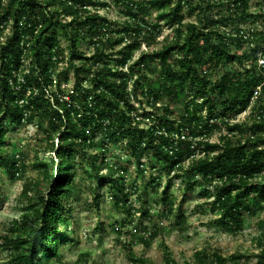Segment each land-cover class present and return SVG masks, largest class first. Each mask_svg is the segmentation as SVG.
<instances>
[{
    "label": "trees",
    "instance_id": "obj_1",
    "mask_svg": "<svg viewBox=\"0 0 264 264\" xmlns=\"http://www.w3.org/2000/svg\"><path fill=\"white\" fill-rule=\"evenodd\" d=\"M109 1L0 0V36L5 35L0 41V137L3 119L12 125L47 121L49 150L59 161L55 176L42 166L45 181L38 179L23 191L24 197L33 191L42 204L22 217L20 231L0 235L11 264L58 263L60 249L71 237L62 227L70 223V193L76 190L68 189L75 176L74 151L98 148L99 135L124 143L138 162L153 151L170 175L188 178L187 191L204 187V195L213 199L211 209L219 212L222 227L231 234L244 230L245 215L264 211V67L259 64L264 30L257 28L264 13L253 14L251 0H114L123 6L126 18L122 29L113 31L108 30L110 20L97 10L108 8ZM258 7L262 11L264 4ZM186 9L195 13V22H184ZM155 11L160 20L175 26V38L135 59L142 43L161 29L147 21ZM246 25L252 28L246 31ZM60 32L68 43L67 56L56 40ZM85 39L94 47L90 56L79 48ZM124 44L116 57L106 52ZM244 44L254 46L245 55L233 51ZM66 58L75 77L69 95L58 80L69 82L67 68L57 72ZM151 61L160 66L157 86L146 75ZM235 64L237 70L228 69ZM186 92L193 93L190 99L182 97ZM133 100L140 108L146 101L154 112H141ZM248 109L254 115L251 123L232 122ZM146 120L152 124L141 126ZM216 132L218 142L212 143ZM187 159L191 161L186 167ZM97 160L92 157V166L103 178ZM2 169L12 179L23 174L19 158L7 154L0 140ZM115 173L110 168L111 191L122 195L114 194L115 207L128 218L141 213L150 219V211L130 206L127 188L118 184ZM161 185L154 178L149 186L157 194ZM171 198L164 194L167 209L162 215L184 225L186 216L175 214ZM147 234L138 239L149 247L159 233L155 229ZM164 255L165 264H178L165 244ZM243 259L238 254L225 258L219 252H200L195 264H241ZM133 261L149 264L142 258ZM256 264H264V250Z\"/></svg>",
    "mask_w": 264,
    "mask_h": 264
},
{
    "label": "rangeland",
    "instance_id": "obj_2",
    "mask_svg": "<svg viewBox=\"0 0 264 264\" xmlns=\"http://www.w3.org/2000/svg\"><path fill=\"white\" fill-rule=\"evenodd\" d=\"M176 1L178 0H174ZM109 3L108 8H97V10L110 20L108 30H121L126 18L121 14L123 6L116 4L114 0H110ZM250 4V11L253 14L264 13V8L261 11L258 7L259 4H264V0H251ZM69 20V17L65 18V22ZM147 21L151 25L160 24L161 29L154 39L150 37L149 41L145 40L142 43L135 54V59L142 53L151 54L161 49L165 43L175 38V26L160 20L157 11L148 17ZM195 21V13L186 9L184 22ZM260 24L257 28L264 30V21L261 27ZM250 28H252L250 25L244 27L246 31ZM4 36H0V41H4ZM119 36L121 35H115L114 38ZM145 38L148 36L145 35ZM56 40L61 43L67 56L68 43L64 32H60ZM124 46L125 44L115 49L108 47L106 52L116 57ZM253 46L248 44L238 48L234 46L233 51L245 55ZM79 48L86 56L94 52L89 39L80 42ZM171 60L173 61V58ZM28 63L26 61V65ZM150 65L151 68L146 73L147 79L155 82L157 86L160 83V66L157 61H151ZM64 68H67L69 82L66 84L64 79L58 80L61 84H65L64 87L69 95L72 92L75 77L73 69L69 68L67 58L59 65L57 72ZM238 68L239 64H235L228 69L237 70ZM192 95V92H186V96L182 95V97L190 99ZM133 103L140 108L141 105L137 101L133 100ZM143 109L154 112L146 101L139 110L142 112ZM253 116L252 110L248 109L232 122L251 123ZM2 123L1 147L7 154L19 158L23 166V174L16 179H12L5 170H0L2 199L0 201V235H5L14 229L20 231L18 227L20 228L23 224L22 217L33 213L34 209L42 204L33 191H28L25 197L22 195L26 186L32 187L34 182L44 178L42 166L47 167L49 175L55 176L59 161L55 160V155L49 150L51 142L46 138L47 121L37 119L32 124L12 125L6 118L2 120ZM151 124L146 120L141 126L146 127ZM222 133H227L225 127ZM218 138L219 133L216 132L211 136L210 142L216 143ZM56 142L55 145H57ZM96 143L98 148L87 151L75 148L74 151L72 172L75 176L68 189L76 188V190L70 193L68 209L70 223L62 227L63 231L70 232L71 237L70 241L61 247V256L57 264H140L133 261L135 258H142L149 264H165L164 244L178 264H185V262L195 264L197 253L200 252H207L210 255L219 252L225 258L238 254L244 256L241 264H256L257 256L264 250V211L255 216L245 215L244 230L236 235L231 234L222 227L219 212L211 209L210 202L213 199H208L204 195V187L197 186L193 191H187L185 187L188 178L179 179L175 173L170 175L165 166L155 158L153 151L143 155L138 162L124 143L108 141L104 135H99ZM93 156L98 158L97 168L103 178L97 176V171L92 166ZM197 156L202 154L198 152ZM104 159L105 163H103ZM190 161L187 159L184 165L187 167ZM112 167L116 170L114 176L118 184L127 188L130 206L136 209L142 208L145 212L150 211L152 214L150 219L141 213L136 214L132 219L128 218L126 212L115 207L114 194L119 198H122V195L116 190L111 191L112 183L109 175ZM142 169L145 171L142 172ZM154 178H159L162 184L157 188V194L149 186ZM147 187L148 190L144 193ZM165 193L172 197L175 214H185L184 225H180L174 216L162 215L167 209L162 202ZM121 224L122 227H120ZM155 229L158 230L159 235L151 246L148 247L139 241V236L149 234ZM9 255V249L5 248L0 240V264H11ZM46 264H55V262Z\"/></svg>",
    "mask_w": 264,
    "mask_h": 264
},
{
    "label": "built area",
    "instance_id": "obj_3",
    "mask_svg": "<svg viewBox=\"0 0 264 264\" xmlns=\"http://www.w3.org/2000/svg\"><path fill=\"white\" fill-rule=\"evenodd\" d=\"M259 64H260L261 66L264 67V58H262V59L259 61ZM55 82H56V81H55ZM256 95H258V92H256Z\"/></svg>",
    "mask_w": 264,
    "mask_h": 264
}]
</instances>
